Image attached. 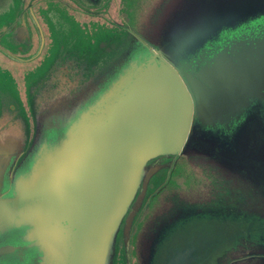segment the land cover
Returning a JSON list of instances; mask_svg holds the SVG:
<instances>
[{
  "label": "water",
  "instance_id": "95a60500",
  "mask_svg": "<svg viewBox=\"0 0 264 264\" xmlns=\"http://www.w3.org/2000/svg\"><path fill=\"white\" fill-rule=\"evenodd\" d=\"M259 16L264 8L190 38L181 53L126 28L127 39L112 60L36 112L25 138L0 141V264H124L121 238L133 224L137 248L131 254L135 263L150 264L147 244L161 226L148 233L144 212L186 151L196 120L221 121L249 94L264 99V80L255 82L254 72L264 78ZM248 18L255 21L248 32L239 31L235 55L209 56L212 48L205 49L202 56L209 57L195 72L176 62L186 45L194 52L218 30ZM234 34L223 43L236 40ZM159 157L169 160L168 171L150 186L163 166L154 163ZM134 206L137 212H131ZM188 251L167 264H189Z\"/></svg>",
  "mask_w": 264,
  "mask_h": 264
},
{
  "label": "rangeland",
  "instance_id": "374dc122",
  "mask_svg": "<svg viewBox=\"0 0 264 264\" xmlns=\"http://www.w3.org/2000/svg\"><path fill=\"white\" fill-rule=\"evenodd\" d=\"M12 1L13 0H0V12L11 8L13 6L11 4ZM27 1H31V4H33V13H35L36 16L38 15L39 21L41 22L43 28L42 33L45 37V47L50 46L54 35H56L59 43L63 47L62 52L64 61L56 63L57 65L52 67L48 74L50 81L54 80L58 83L74 80L72 79V77H75L72 70L73 67L71 60L69 59L71 55L74 54L75 60L79 61L81 66L85 64L80 58L78 49L75 48L76 32L67 17H74L82 23L96 20L107 25H116L122 22V14L120 12L121 0ZM139 1H141V3L146 2V0ZM175 2L176 0L147 1L149 9H146L145 16L142 19L143 23L141 22V25L147 24L149 20L156 21L160 18L159 14L161 11L167 15L168 11L175 6ZM164 6L166 7L164 8ZM33 16V14L29 15L27 11L26 18L28 26L30 27V32L37 33L38 29L33 21L35 16ZM254 21L255 19L248 18L241 21L236 26L223 27L218 30L214 36L205 41V46L203 48L194 52L189 51L190 44L186 45L181 57L178 56V58H176V62L184 65L183 70H186V72H195L199 68V63L203 62L206 57L208 58L215 53H228L230 56L235 55L238 46L242 44V41L239 42L240 39H242V37H239V31L248 32L251 28V23ZM141 28L144 29L143 26ZM232 31H235L234 39L236 40H233V43H229V41L223 43L225 35H231ZM209 48H212V53L210 52L211 54H209V56H204L205 58H203L202 53L205 54ZM36 59L38 58H35L34 60ZM34 64L35 63H32V65ZM50 64L51 58L49 56L42 68L43 71L49 67ZM36 73L38 74L39 70H37ZM36 75H33V77ZM0 77L2 78L3 76ZM2 84L4 86H2ZM2 84L0 86L1 89L6 87L9 91H15V89L5 86L4 83ZM4 97L5 95L3 94L2 98ZM12 100V106L18 110L21 109L22 105L19 100L17 101V99L15 100L13 98ZM253 107L263 118L264 122V105H254ZM244 111L235 115L229 120V122L227 121L225 123H210L204 119H197L196 126H203L212 130V135L217 136V140L227 142L233 137V133L238 125L246 118V112ZM5 119L6 118H4V120ZM215 145L216 142L214 146ZM200 149L201 151L192 150L189 159L193 164L192 166L207 177L208 185L201 191L195 192L201 193L199 197L207 195V198H197L196 195H192L188 192L180 193L183 195L175 194L168 197V199L166 196L164 201L155 207L152 214L149 215L151 217L150 223L145 221L147 225L153 227V231H158L159 226H161V231L152 236L147 244L151 256L150 264H167L175 255L176 251L191 244L198 247L197 253L200 254L199 259H201V261L208 257L203 264H213L215 258L219 254L215 253L213 256L214 250L215 252L224 253L227 251V248L229 249L236 246L238 242H240L239 247L242 248L244 247L245 240L248 246V239L251 236H254L253 238L257 241L264 239V195L257 194L256 197L255 194L249 195L248 193L250 190L247 194L245 191H233V188L231 189L228 187L232 185L230 174L227 173L226 179L223 178L220 170H217L216 164L212 161L214 157L203 152L204 148ZM228 182L231 185L227 184ZM247 200H250L251 203H247ZM255 201L256 206H251ZM251 208H256L252 210L254 212L252 214L254 215H248V213L251 212L245 211V209ZM237 209L241 210L237 211ZM257 213L262 216L257 215ZM151 222H154L153 226ZM150 230L151 228L148 229V231ZM140 236L141 234L139 235V238ZM154 239L158 242L155 243L153 241ZM136 248V244L134 247L132 246V249L136 250ZM201 250L204 251V253H202ZM131 258V264H134L136 258L134 253L133 255L131 254Z\"/></svg>",
  "mask_w": 264,
  "mask_h": 264
},
{
  "label": "trees",
  "instance_id": "16d2710c",
  "mask_svg": "<svg viewBox=\"0 0 264 264\" xmlns=\"http://www.w3.org/2000/svg\"><path fill=\"white\" fill-rule=\"evenodd\" d=\"M147 1L154 0L142 3L139 0H121L122 22L116 25L96 20L82 23L74 17H67L76 32L75 48L80 58L89 65L98 63L106 54L118 49V45H123L127 39L126 28H132L167 52L177 47L178 53H181L183 44L190 38L201 35L204 38L224 24L235 23L264 8V0H176L167 15L161 11L156 21L149 20L141 25L146 9H149ZM246 116L228 143L217 140L212 130L196 126L186 151L176 159L167 182L150 200L144 217L151 220L149 215L166 196L168 199L172 195L188 192L199 197L201 193L195 192L208 185L207 177L192 166L189 158L192 150L201 151L200 148L214 157L212 161L223 178L230 174L232 185L227 184L233 191H245L247 194L250 190L249 195H264V122L254 107L247 110ZM199 198H207V195ZM251 206H256V201ZM253 209L256 208L245 211L252 214ZM151 223L153 226L154 222ZM147 228L152 231L153 227ZM139 249L145 255L144 241ZM261 249L262 246L248 252L240 247L231 249L223 257L222 264L229 261L228 264H264Z\"/></svg>",
  "mask_w": 264,
  "mask_h": 264
},
{
  "label": "flooded vegetation",
  "instance_id": "af4514ba",
  "mask_svg": "<svg viewBox=\"0 0 264 264\" xmlns=\"http://www.w3.org/2000/svg\"><path fill=\"white\" fill-rule=\"evenodd\" d=\"M11 4L13 5L11 8L0 12V76L4 77H0V86L2 83H4L5 86L11 87L12 89H15V91H9L6 89V87H3L2 89L0 88V141H5L7 138H25V134L28 130L27 123L28 121L33 120L36 112L43 109L46 105L53 103L64 93L70 92L73 88L77 87L78 84L91 78L102 67L103 63L112 60L117 55L119 48L123 46L121 43L118 45V49L114 50L112 53L106 54V56L98 63L92 65L84 62L85 64L81 66V63L75 60L73 54L69 57V59L71 60L73 67L72 70L75 77H72V79L74 80L62 83H58L54 80L50 81L48 75L50 69L57 65L56 63L64 61L62 52L63 47L59 43L56 35H54V38H52L50 46H46L47 48L45 47V37L42 33L43 28L41 22L39 21L38 15L36 16L35 13H33V4H31V1L13 0ZM27 11L29 15L33 14L35 16H33V21L37 26V33L30 32V27L28 26L26 18ZM49 56L51 58V64L43 71L42 68L44 67L45 61ZM35 58L38 59L34 60ZM32 63L35 64L32 65ZM253 67L255 66L253 65ZM256 69H259V66L256 67ZM37 70H39L38 74L36 73ZM254 72L257 77L255 82L258 81V79L262 81L264 80V78L261 79V76H259L258 72L255 70ZM32 74L37 75L33 77ZM255 82L250 81V85H254ZM2 86L4 85L2 84ZM3 94L5 95L4 98H2ZM12 98L15 100L17 99V101L19 100L20 104L22 105L21 109L18 110L12 106ZM246 102L247 106L244 108V112L246 113L247 110H249L254 105H264V99L259 98L256 96V94H249L244 103L242 102L241 104H238L232 111H230V113L227 115V118L225 117L223 120H221L223 121L222 123L227 122V120L229 122V120H231L235 115L242 113L244 104ZM4 118L6 119L4 120ZM221 121L217 120L216 122L220 123ZM202 128L207 129L203 126ZM154 163L161 164L163 166L157 173L155 179L152 180L150 186H153L155 183H159L164 178L168 171L166 164H169V160L164 157H159L154 161ZM172 168L170 169L169 174ZM155 194L156 193L150 196L149 202ZM141 197L142 196H140L138 202L141 201ZM144 210L145 208H142V211H140V213L136 216V223L139 221V219H141ZM134 211L137 212L135 206L131 209V212ZM131 228L130 234H126L124 232L120 243V253L124 254L126 252L127 255L125 258L126 263L124 264H131L132 260L131 251L136 224H133ZM253 237L254 236L249 237L248 246L246 240L244 241V247H242V249L248 252L252 249L254 250L256 247L262 246L263 249H261V252L263 254L261 256L264 259V239L257 241ZM239 245L240 242H238L236 246L232 247L231 249H237ZM197 249L198 247L191 244L182 247V249L176 251V253L189 250L187 252L188 257H186L184 260L189 261V264H203L205 260L208 259V257L201 261V259H199L200 254L197 253ZM202 253H204V251H202ZM213 253V256L215 253H219L213 264H222L223 257L227 253L224 254L222 252H215V250ZM190 256H192L193 259H189L191 258Z\"/></svg>",
  "mask_w": 264,
  "mask_h": 264
},
{
  "label": "crops",
  "instance_id": "0c3cea01",
  "mask_svg": "<svg viewBox=\"0 0 264 264\" xmlns=\"http://www.w3.org/2000/svg\"><path fill=\"white\" fill-rule=\"evenodd\" d=\"M229 250H231V248L227 249V251H229ZM227 251H225V252H227Z\"/></svg>",
  "mask_w": 264,
  "mask_h": 264
}]
</instances>
